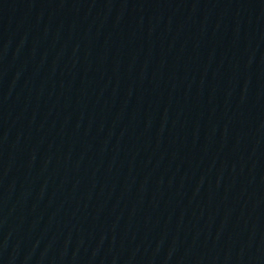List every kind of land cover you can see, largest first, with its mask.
I'll list each match as a JSON object with an SVG mask.
<instances>
[{
	"label": "water",
	"instance_id": "1",
	"mask_svg": "<svg viewBox=\"0 0 264 264\" xmlns=\"http://www.w3.org/2000/svg\"><path fill=\"white\" fill-rule=\"evenodd\" d=\"M0 264H264V0H0Z\"/></svg>",
	"mask_w": 264,
	"mask_h": 264
}]
</instances>
